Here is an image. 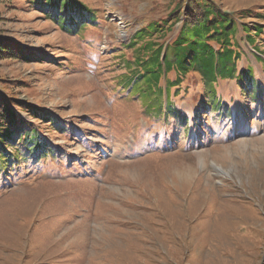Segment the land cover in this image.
<instances>
[{"label": "rangeland", "instance_id": "1", "mask_svg": "<svg viewBox=\"0 0 264 264\" xmlns=\"http://www.w3.org/2000/svg\"><path fill=\"white\" fill-rule=\"evenodd\" d=\"M78 1L97 24L68 36L25 1L0 0V35L38 57L0 60V96L47 108L64 128L40 126L54 156L0 176V264H264V49L238 41L255 99L219 81L213 112L191 73L169 91L175 115L149 117L121 86L132 37L181 0ZM212 1L264 17V0ZM172 20L156 45L174 38Z\"/></svg>", "mask_w": 264, "mask_h": 264}, {"label": "trees", "instance_id": "2", "mask_svg": "<svg viewBox=\"0 0 264 264\" xmlns=\"http://www.w3.org/2000/svg\"><path fill=\"white\" fill-rule=\"evenodd\" d=\"M23 1L68 36L80 35L88 26L97 24L95 11L78 0ZM244 14L223 11L212 0L178 1L166 21L161 24L151 22L133 35L131 49L137 55L133 57L135 69L129 79L121 83L123 90L131 89L130 95L143 99L149 117L175 115L169 105V91L191 73L200 77L207 102L204 106L213 112L222 109L216 91L222 80H234L242 93L251 92L255 99L258 87L252 85L251 72L239 67L238 41L242 39L246 44L262 49L264 29L258 20L264 17ZM169 18L173 19L171 24L179 22V30L170 43L158 46L154 39L163 37L169 29L164 28ZM247 18L251 22L242 23ZM258 41L260 43H256ZM31 59L38 57H34L30 49L0 35V60L27 63ZM172 72L176 84L167 80V74ZM161 81L165 82L164 88L159 86ZM164 95L165 106L162 104ZM23 115L31 121L25 120ZM183 123L187 124V121ZM41 125H45V130L60 132L58 129H64L47 108L22 102L9 91L7 97L0 96V176L28 159L39 162L54 156V148L43 139Z\"/></svg>", "mask_w": 264, "mask_h": 264}]
</instances>
